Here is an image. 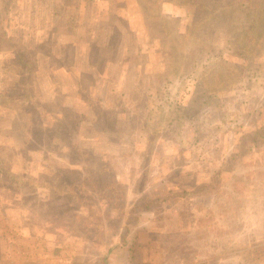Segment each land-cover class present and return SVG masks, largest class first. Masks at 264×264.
Returning a JSON list of instances; mask_svg holds the SVG:
<instances>
[{"label": "rangeland", "instance_id": "rangeland-1", "mask_svg": "<svg viewBox=\"0 0 264 264\" xmlns=\"http://www.w3.org/2000/svg\"><path fill=\"white\" fill-rule=\"evenodd\" d=\"M64 45L70 70L48 54ZM20 51L37 99L58 91L83 115L70 119L84 156H61L66 133L43 137L27 100L8 98L27 93ZM24 122L35 152L13 149ZM0 143L18 182L57 167L78 186L0 178V264H264V0H0ZM103 155L110 173L90 172Z\"/></svg>", "mask_w": 264, "mask_h": 264}, {"label": "trees", "instance_id": "trees-1", "mask_svg": "<svg viewBox=\"0 0 264 264\" xmlns=\"http://www.w3.org/2000/svg\"><path fill=\"white\" fill-rule=\"evenodd\" d=\"M13 52H15L13 50ZM60 53H54L53 49L49 48L48 49V54L50 56V59L53 61L54 59L57 60L59 62L58 67L63 68L65 70H70L71 69V63L68 61V46L64 45L60 47ZM93 56L95 57L96 52H92ZM76 54H79L75 51L73 57H75ZM16 56L15 60L11 63V65H14L15 68L14 70L16 71V73L18 74V78L16 79V82L18 83V86H16V89L22 88V89H26L27 93H24L23 95H15L10 94L9 90H8V98L13 99V98H25L27 100V103H24L25 108L26 107H31L33 108V111H27L28 113L31 112L32 115H36L38 116L43 122H45L47 124V128L44 130H41L42 135H44L43 137H45V135L47 133H52V135H55V132H64L66 133V135L62 136L61 142L62 144H60L58 141V146H62L61 148L67 149V151L65 150L64 153H62L61 156H68V153L73 152L74 149H77L76 153L84 156L85 155V151H84V147H82V145L80 143H78V139L81 135L80 133V124L76 121L74 126L78 127V128H74V126L72 125V121H71V117H77L76 120L82 119L83 115L76 111L75 109L66 106V105H62L65 103V97L66 95H64L63 93H60L58 91H56L55 93L51 92V97L49 98V101H43V100H39V98L37 99L36 94L31 90L33 87V80H32V72H31V62L28 59L27 55L25 53L17 52L16 54H14ZM82 74L81 73L80 76H76V82L77 84H79L80 86H78V95L80 96L81 100H83L85 103H87L89 100L92 102V99H88L86 95H84L82 93V88H84V86L82 85L83 83V78H82ZM7 88L5 89V93L7 92ZM55 89V88H54ZM32 92L34 93L32 95ZM55 94V95H52ZM30 101V103H29ZM33 101L36 102L35 105L30 106V104L32 105ZM94 105L91 104V106ZM58 106V112L56 114L57 119L53 120L52 118L49 119L48 122H46L45 118H47L50 114H51V107H55ZM95 116L97 117V121L99 123H104L106 122L105 119H107L108 121L110 119H108L105 115H106V111H104V109H95ZM24 108V109H25ZM32 110V109H31ZM129 115V116H128ZM126 114L127 116V120L130 121L131 119L134 120L135 119H139L138 117V113H133V115L131 114ZM136 120V121H137ZM57 121V122H55ZM132 122V120H131ZM17 123V122H16ZM25 126L27 125L26 122H24ZM112 125V123H111ZM25 129V131H23V135L25 136V140L21 139V144L19 146H17V144H14L13 149L14 150H19L20 152H23V150L25 149V147H28V151L27 152H35L37 150V146L39 145H35L33 143H35V140L33 138H36V136H34V131L38 130L34 127V126H29ZM115 128V125H113V129ZM117 128V127H116ZM115 128V129H116ZM125 133V132H124ZM126 135L132 134L131 132H127L125 133ZM157 134V133H155ZM157 135H154L152 137V134L150 133V131H148V137H149V141H148V146L153 144V142L155 141ZM55 137H57V135H55ZM54 137H52L53 139ZM54 140V139H53ZM19 141V140H18ZM70 145V147H69ZM7 146V145H6ZM6 146H4V144L0 143V149H4ZM71 150V151H70ZM103 160H105L107 163L104 164L102 163L101 166H95V165H91L90 172L94 173V174H101L103 173H110L112 165H111V160H109L111 158V156H107V155H103L101 157ZM108 161H107V160ZM71 161L70 163H68L69 165L73 164V160H69ZM78 164L81 165L82 169H84L85 167H83V161H77L75 160ZM96 161V160H95ZM0 162L2 163L0 165V178H3L5 176L6 180L8 182H6L7 186H14L16 188H23L27 185H30L31 188H33L35 186V188L39 185H43L44 187H48L51 192H53L54 195H59V196H68V195H74L75 193L78 194L77 188L78 186L76 185V183H74L73 181L70 182V179H68L64 174H66L61 168L58 169L57 167H54L51 171V181L45 183V181H48L47 176L45 175H41L40 178H33V177H27L28 181H24V179H20V181L18 182V178L19 176H17L15 173H13L8 165L5 166L4 164H7L6 161H2V159H0ZM95 163H98V161H96ZM9 164V162H8ZM98 167V168H97ZM97 168V169H96ZM89 171V170H88ZM67 175V174H66ZM38 180V181H37ZM40 182V183H39ZM47 184V185H45ZM112 183H107L106 184V188L109 192L112 191ZM111 185V186H110ZM118 184L115 183V186H117ZM73 186H75L76 190L73 188ZM114 186V185H113ZM104 187V189H105ZM114 243V242H113ZM112 243V244H113ZM126 244V242L122 243L119 241V243H117L114 248L116 247H120L121 245ZM112 248V247H111ZM110 248V249H111ZM101 264H107V258L103 257L102 258V263Z\"/></svg>", "mask_w": 264, "mask_h": 264}]
</instances>
